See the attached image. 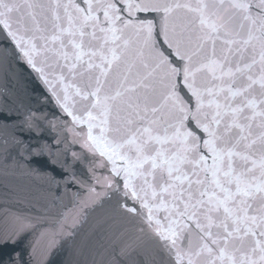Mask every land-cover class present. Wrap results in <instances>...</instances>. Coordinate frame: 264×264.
I'll list each match as a JSON object with an SVG mask.
<instances>
[{"label":"snow or ice","instance_id":"1","mask_svg":"<svg viewBox=\"0 0 264 264\" xmlns=\"http://www.w3.org/2000/svg\"><path fill=\"white\" fill-rule=\"evenodd\" d=\"M0 32L170 264H264V0H0Z\"/></svg>","mask_w":264,"mask_h":264},{"label":"water","instance_id":"2","mask_svg":"<svg viewBox=\"0 0 264 264\" xmlns=\"http://www.w3.org/2000/svg\"><path fill=\"white\" fill-rule=\"evenodd\" d=\"M111 168L0 32V264H170Z\"/></svg>","mask_w":264,"mask_h":264}]
</instances>
